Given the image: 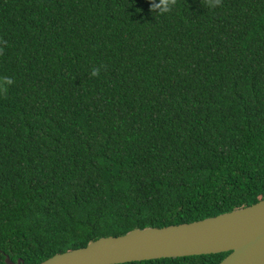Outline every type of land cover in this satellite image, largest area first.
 I'll list each match as a JSON object with an SVG mask.
<instances>
[{"label":"trees","instance_id":"1","mask_svg":"<svg viewBox=\"0 0 264 264\" xmlns=\"http://www.w3.org/2000/svg\"><path fill=\"white\" fill-rule=\"evenodd\" d=\"M2 77L0 264L264 199V0H0Z\"/></svg>","mask_w":264,"mask_h":264},{"label":"water","instance_id":"2","mask_svg":"<svg viewBox=\"0 0 264 264\" xmlns=\"http://www.w3.org/2000/svg\"><path fill=\"white\" fill-rule=\"evenodd\" d=\"M229 253L219 264H264V199L200 221L134 229L90 241L39 264H123L162 258ZM16 263L5 256L6 264Z\"/></svg>","mask_w":264,"mask_h":264},{"label":"clouds","instance_id":"3","mask_svg":"<svg viewBox=\"0 0 264 264\" xmlns=\"http://www.w3.org/2000/svg\"><path fill=\"white\" fill-rule=\"evenodd\" d=\"M176 0H150V10L157 15H165L172 11L175 6ZM221 0H205V6L209 9L219 7ZM101 67H93L90 70L91 77H97L100 75ZM13 80L11 77L0 78V95L5 94L8 91V86L12 85Z\"/></svg>","mask_w":264,"mask_h":264}]
</instances>
